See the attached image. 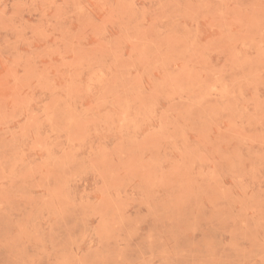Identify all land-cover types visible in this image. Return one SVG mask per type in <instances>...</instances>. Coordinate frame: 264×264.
<instances>
[{"label":"rangeland","instance_id":"obj_1","mask_svg":"<svg viewBox=\"0 0 264 264\" xmlns=\"http://www.w3.org/2000/svg\"><path fill=\"white\" fill-rule=\"evenodd\" d=\"M0 264H264V0H0Z\"/></svg>","mask_w":264,"mask_h":264}]
</instances>
